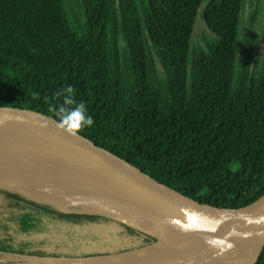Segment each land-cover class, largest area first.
<instances>
[{"label": "trees", "instance_id": "trees-1", "mask_svg": "<svg viewBox=\"0 0 264 264\" xmlns=\"http://www.w3.org/2000/svg\"><path fill=\"white\" fill-rule=\"evenodd\" d=\"M73 1L72 9L66 0L43 1L38 14L56 35L27 56L18 50L27 28L2 16L0 0V100L57 110L63 97L55 94L71 85L74 102L95 121L84 129L161 182L223 207L262 197L264 55L253 56L260 0L244 34V0ZM199 10L210 30L197 33ZM0 219L8 226L0 253L37 259L158 240L110 216L65 212L1 189ZM255 264H264V249Z\"/></svg>", "mask_w": 264, "mask_h": 264}, {"label": "water", "instance_id": "water-1", "mask_svg": "<svg viewBox=\"0 0 264 264\" xmlns=\"http://www.w3.org/2000/svg\"><path fill=\"white\" fill-rule=\"evenodd\" d=\"M197 18L199 25L195 26L196 30L199 26L210 30L202 19L200 10ZM56 112V109L43 104L0 100V134H33L57 141L82 161L88 170L87 175L44 191L7 192L57 207L65 212L110 216L158 240L149 246L134 250L86 257L37 259L0 253V264L107 258L145 249L158 243L160 238L142 230L140 226L148 227L156 223L157 219L190 234L220 241L224 246L232 248L218 259L195 264H255L260 258L264 249V195L244 207L236 208L197 200L153 177L140 166L93 137L86 129L72 135L59 128ZM108 188L129 195L152 216L134 215L132 219L127 220L114 216L106 209L90 210L75 207L90 202L96 203L92 195L93 189Z\"/></svg>", "mask_w": 264, "mask_h": 264}, {"label": "bare ground", "instance_id": "bare-ground-1", "mask_svg": "<svg viewBox=\"0 0 264 264\" xmlns=\"http://www.w3.org/2000/svg\"><path fill=\"white\" fill-rule=\"evenodd\" d=\"M87 172L82 161L57 141L33 134H0V188L15 193L44 191L75 181ZM92 195L99 204L90 202L75 206L106 209L127 220L134 215L152 216L125 193L108 188L93 189ZM140 227L157 235L160 241L145 249L107 258L19 264H195L218 259L232 249L220 241L190 234L160 219L148 227ZM154 230L160 233L155 234Z\"/></svg>", "mask_w": 264, "mask_h": 264}, {"label": "rangeland", "instance_id": "rangeland-1", "mask_svg": "<svg viewBox=\"0 0 264 264\" xmlns=\"http://www.w3.org/2000/svg\"><path fill=\"white\" fill-rule=\"evenodd\" d=\"M44 0H1L2 16L5 19L10 20L14 23H22L27 28V40L22 42L23 47H18L20 54L22 55H33V49L39 48L40 44H45L52 41L56 35V31L53 28L52 22L43 20L40 12L43 8H47ZM68 7L72 9L74 7L73 0H66ZM257 0H244L242 18H241V31L242 34L249 31L251 27V16L252 11ZM41 8V10H40ZM39 13V14H38ZM253 30L257 35L256 47L253 56L256 58L258 54L263 57L264 53V0H260V15L256 23L254 24ZM199 33V29L195 30ZM23 39V38H22ZM21 39V40H22ZM236 164L233 169H237ZM3 189V188H1ZM5 190V189H4ZM7 190V189H6ZM10 191V190H8ZM12 192V191H11ZM15 193V192H14ZM77 207V206H75ZM8 230L7 224L0 219V232H6ZM155 234H159L158 230H154Z\"/></svg>", "mask_w": 264, "mask_h": 264}, {"label": "clouds", "instance_id": "clouds-1", "mask_svg": "<svg viewBox=\"0 0 264 264\" xmlns=\"http://www.w3.org/2000/svg\"><path fill=\"white\" fill-rule=\"evenodd\" d=\"M73 93V87L68 85L55 94L63 97L62 103L57 107L56 115L58 127L76 135L80 130L92 126L95 121L83 102H74Z\"/></svg>", "mask_w": 264, "mask_h": 264}]
</instances>
